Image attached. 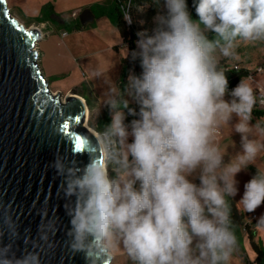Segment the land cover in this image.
Wrapping results in <instances>:
<instances>
[{
	"label": "clouds",
	"instance_id": "obj_1",
	"mask_svg": "<svg viewBox=\"0 0 264 264\" xmlns=\"http://www.w3.org/2000/svg\"><path fill=\"white\" fill-rule=\"evenodd\" d=\"M165 7L153 34L138 33L139 51L132 53L143 68L140 77H129L140 119L124 123L128 101L117 86L110 87L104 104L112 122L97 140L102 161L91 158L83 168L53 162L65 196L75 197L65 205L70 247L122 246L133 264H227L236 248L227 198L237 194L236 175L264 150V143L249 139L252 111L264 96L258 101L250 78H244L231 102L225 101L228 80L219 57H236L240 41H264V0H195L199 22L186 0H165ZM207 31L216 39L209 40ZM233 114L243 151L225 165L219 129ZM255 127L264 134V126ZM197 170L199 185L189 179ZM238 203L246 212L264 203V170L257 168ZM258 223L264 224V216ZM46 239L45 233L41 240ZM0 264H41L40 254L13 260L3 253Z\"/></svg>",
	"mask_w": 264,
	"mask_h": 264
},
{
	"label": "water",
	"instance_id": "obj_2",
	"mask_svg": "<svg viewBox=\"0 0 264 264\" xmlns=\"http://www.w3.org/2000/svg\"><path fill=\"white\" fill-rule=\"evenodd\" d=\"M91 19L89 9L80 15L83 26ZM45 37L0 0V254L15 260L38 251L41 264H112L109 250L70 247L65 205L75 197L65 196L53 162L62 159L83 168L91 158L101 162L102 155L98 136L87 125L86 100L75 93L62 100L49 88L38 64L37 45ZM64 123H70V135ZM45 233L47 239L41 240Z\"/></svg>",
	"mask_w": 264,
	"mask_h": 264
},
{
	"label": "rangeland",
	"instance_id": "obj_3",
	"mask_svg": "<svg viewBox=\"0 0 264 264\" xmlns=\"http://www.w3.org/2000/svg\"><path fill=\"white\" fill-rule=\"evenodd\" d=\"M7 1L11 15L19 19L27 27H38L46 34L45 39L41 40L37 45L39 51L38 64L49 83L50 90L54 93L60 92L62 100L71 93L83 97L89 107L87 125L99 134L100 131L108 126L105 123L107 117L105 115L106 105L104 100L110 87L119 86V79L123 71L121 59L127 51L118 27L106 16L97 19L96 26L89 27V29L86 27L81 31L72 29L68 23L64 24V26L63 24L59 25V23L32 22L41 13L39 3L36 0ZM47 1L54 2L53 0ZM94 1L99 0H59L57 9H72L81 4ZM55 2L54 4H56ZM157 3L159 11L156 17L166 15L165 0H159ZM186 4L188 11H191L195 5V0H186ZM80 13L76 16L73 14L66 15L64 19L80 22ZM156 17L145 26L147 32H153L157 28ZM196 22H199V19ZM62 25L64 28L59 30L58 27ZM201 27L203 28V25ZM68 32L69 35L67 37L62 36ZM205 35L209 40L216 39L214 32L207 31ZM114 46H118V49H115ZM43 52H45L46 56H44ZM236 57L224 58L221 56L219 57V64L225 62L228 66H244L247 68L249 70L247 78H250L247 79V82L252 86L259 101L264 96V41L250 43L240 41L236 48ZM127 75L128 80L124 99L128 101V105L139 104L134 94H129V77L134 76V73L129 72ZM231 92L226 90L223 97L225 101L231 102L233 99ZM255 108L264 110V104L258 102L254 106ZM125 110L126 108L123 109L124 112ZM251 115L252 119L249 124L253 127L249 133V139L264 143V134H261L255 127L257 123L264 126V115L258 116L254 111H252ZM236 123H238V117L233 114L229 125H221L219 129V146L222 151L227 147L226 154L223 157V164L225 165L243 151L242 136L234 129ZM129 131H131L130 127ZM132 141L133 137L130 135L127 142L131 143ZM257 168L264 170V150H261L258 154L255 164H249L236 175L238 191L232 198L235 200L239 211L244 214L245 222L251 224V228L255 232V240L264 246V224L258 223L259 219L264 216V203L252 212H246L243 205L238 203L243 197L245 184L257 174ZM109 175L112 178L116 176L111 167L109 168ZM189 179L199 185V170L193 173ZM135 187L139 189V182L136 183ZM227 199L230 201V197ZM241 230L237 233L234 232L236 248L227 264H245L247 259L254 260L255 258V251L252 248L248 233L244 229ZM239 233H241V239ZM109 251L113 255L112 264H133L122 246L109 249Z\"/></svg>",
	"mask_w": 264,
	"mask_h": 264
},
{
	"label": "trees",
	"instance_id": "obj_4",
	"mask_svg": "<svg viewBox=\"0 0 264 264\" xmlns=\"http://www.w3.org/2000/svg\"><path fill=\"white\" fill-rule=\"evenodd\" d=\"M123 5L127 7L128 13L131 17V22L129 24L125 19V14L122 9ZM93 8L97 11L98 15H106L118 27L123 39V44L127 47V53L121 59L123 71L118 86L124 99L125 87L128 80L127 74L129 72L136 73L139 71H141V74L143 73L140 58L137 57L133 59L132 57L133 52L139 51L137 47V41L140 38L138 33L146 31L145 26L158 14L159 5L156 0H131L129 5L128 0H112L107 5L96 4ZM141 8L143 9L142 11L140 10ZM189 13L193 21L199 19L195 10V5ZM55 16H59V14L55 13L53 4L47 3L43 5L40 15L32 20V22L53 23L55 22ZM69 26H71L72 29L79 31L86 28V26H83L80 22H75L72 25L69 24ZM148 34L151 35L153 32H148ZM114 48L118 49V46H114ZM219 68L225 72V76L228 80L227 90L229 91H232L242 79L247 78L249 75V70L244 66L233 67L228 66L223 62L222 64H219ZM129 109H134L136 115H139L140 105H128V108H126L124 113L129 112ZM253 111L258 116L264 115V110L255 108ZM105 115L107 117L105 123L110 125L112 114L108 106H106ZM131 122L132 121L128 118H125L124 120L126 125H131ZM229 203L231 204L232 231L237 233L241 229H244L248 233L252 248L255 251L254 260L247 259L245 264H264V246L255 240V232L252 230L251 224L245 222L244 214L239 211L235 200L230 198ZM239 237L240 239L242 238L241 233H239Z\"/></svg>",
	"mask_w": 264,
	"mask_h": 264
},
{
	"label": "crops",
	"instance_id": "obj_5",
	"mask_svg": "<svg viewBox=\"0 0 264 264\" xmlns=\"http://www.w3.org/2000/svg\"><path fill=\"white\" fill-rule=\"evenodd\" d=\"M56 4H54V2H51V1H47V0H36V2L37 3H39V6H40V11H41V8L43 7V5H45L46 3H49V2H51L52 4H53V7H54V11H55V13H57V14H59V16H55V22H53L54 24H56V23H59V25H61V24H66V23H68V24H70V25H72L73 23H75V22H73V20L71 19V20H65L64 19V17L66 16V15H70V14H73V15H77V14H79L80 12V15L82 14V12H83V10H86V9H89L90 11H91V14H92V16H93V19H91L85 26L86 27H88V29H89V27L90 28H92L93 26H96V24H97V19H99L100 17H102V16H106V15H98L97 14V11H95V9L93 8L94 7V5H96V4H100V5H107L108 3H110L112 0H99V1H94V2H89V3H84V4H81V5H79L78 7H74V8H64L63 10H61V9H57V4H58V2H59V0H53ZM46 2V3H45ZM39 11V12H40ZM80 17V16H79ZM107 17V16H106ZM43 23H47V24H49V23H51V22H43ZM63 25L60 27H58L59 28V30L60 29H62V28H64L63 27ZM88 25V26H87ZM90 25V26H89ZM92 25V26H91ZM65 26V25H64ZM61 34H63L62 32H61ZM69 35V32L66 34V35H62L63 37H67ZM44 53V56H46L45 55V52H43ZM126 53H127V51H126Z\"/></svg>",
	"mask_w": 264,
	"mask_h": 264
},
{
	"label": "built area",
	"instance_id": "obj_6",
	"mask_svg": "<svg viewBox=\"0 0 264 264\" xmlns=\"http://www.w3.org/2000/svg\"><path fill=\"white\" fill-rule=\"evenodd\" d=\"M130 2H131V0H128V5L130 4ZM126 6H127V4H126ZM122 9H123L124 14H125V19H126V13L128 14V16H129V18H130V19H126L127 23L129 24V23L131 22V17H130V15H129V13H128L127 7H125V6L123 5V6H122ZM141 75H142V74H141V71L134 73V76H136V77H140ZM125 118H128V119H130L131 121H133V120H136V119H140V116H139V115H131V114H129V112H127V113H125ZM132 142H133V141H132ZM132 142H131V143H132Z\"/></svg>",
	"mask_w": 264,
	"mask_h": 264
},
{
	"label": "snow or ice",
	"instance_id": "obj_7",
	"mask_svg": "<svg viewBox=\"0 0 264 264\" xmlns=\"http://www.w3.org/2000/svg\"><path fill=\"white\" fill-rule=\"evenodd\" d=\"M12 23L15 24L16 22L13 21ZM26 36H27L28 38H32V37H33V33H26ZM74 119H75L78 123L81 122V121H80V117H74ZM63 128H64V130H65V134H66V135H70V134H71L70 123H64V124H63ZM76 139H77V141H79V139H80V136H79L78 134H77ZM77 146H79V145H77Z\"/></svg>",
	"mask_w": 264,
	"mask_h": 264
},
{
	"label": "bare ground",
	"instance_id": "obj_8",
	"mask_svg": "<svg viewBox=\"0 0 264 264\" xmlns=\"http://www.w3.org/2000/svg\"><path fill=\"white\" fill-rule=\"evenodd\" d=\"M93 131V130H92ZM97 136H98V133L97 132H95V131H93Z\"/></svg>",
	"mask_w": 264,
	"mask_h": 264
}]
</instances>
